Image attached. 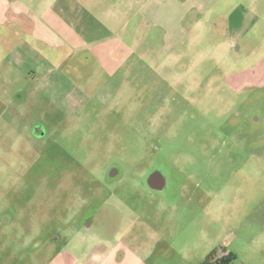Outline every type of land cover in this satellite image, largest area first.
I'll list each match as a JSON object with an SVG mask.
<instances>
[{"label": "rangeland", "instance_id": "obj_1", "mask_svg": "<svg viewBox=\"0 0 264 264\" xmlns=\"http://www.w3.org/2000/svg\"><path fill=\"white\" fill-rule=\"evenodd\" d=\"M143 3H102L111 31L107 14L38 32L0 15V264H201L222 247L264 264V0L190 15L173 50ZM240 8L254 25L228 48Z\"/></svg>", "mask_w": 264, "mask_h": 264}, {"label": "crops", "instance_id": "obj_2", "mask_svg": "<svg viewBox=\"0 0 264 264\" xmlns=\"http://www.w3.org/2000/svg\"><path fill=\"white\" fill-rule=\"evenodd\" d=\"M21 1V0H20ZM27 6L22 5L18 1L4 2L0 7V15L5 16L4 20L10 12L15 15H29L33 25V31L38 32L42 30L50 31H79L80 29L92 30L89 26H93L96 18L107 14L109 19L107 23L103 20L105 26L114 29L115 21L111 20L114 13L108 10L101 9L102 3L110 5L111 0H26ZM221 0H144L139 12L141 21L149 25L153 29L163 33V41L166 47L173 50L178 46V34L185 31V22L190 15L194 19L193 26L197 24L198 15L206 14L215 9ZM230 2V0H226ZM242 6V5H241ZM240 8L230 13L229 25L230 31H234L233 37L230 38L229 47L239 48V43L244 39L238 36L239 31H249L253 27L254 22L249 24L247 18L251 13L250 10H243ZM98 10V11H96ZM115 10V9H114ZM219 12V10H218ZM26 13V14H24ZM93 17V18H90ZM87 18V19H86ZM97 21V20H96ZM99 25L101 20L97 21ZM17 24V23H14ZM247 26H250L246 29ZM218 27V25H216ZM36 37H39L36 34ZM180 39V37H179ZM174 42V43H173ZM255 73L264 78V64L261 68L256 69Z\"/></svg>", "mask_w": 264, "mask_h": 264}, {"label": "trees", "instance_id": "obj_3", "mask_svg": "<svg viewBox=\"0 0 264 264\" xmlns=\"http://www.w3.org/2000/svg\"><path fill=\"white\" fill-rule=\"evenodd\" d=\"M237 257L233 253L221 254L218 249L213 250L201 264H236Z\"/></svg>", "mask_w": 264, "mask_h": 264}, {"label": "flooded vegetation", "instance_id": "obj_4", "mask_svg": "<svg viewBox=\"0 0 264 264\" xmlns=\"http://www.w3.org/2000/svg\"><path fill=\"white\" fill-rule=\"evenodd\" d=\"M158 180V179H157ZM160 181V179H159ZM156 185H161V182L160 183H157ZM219 252L221 254H228V253H232L230 252L227 247H222L221 250H219ZM64 260H65V264H77V259L74 258L71 254L69 253H66L64 254ZM98 260V256L97 255H93V258L91 260L92 264H100V263H96ZM88 264V263H87Z\"/></svg>", "mask_w": 264, "mask_h": 264}]
</instances>
